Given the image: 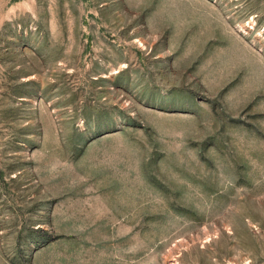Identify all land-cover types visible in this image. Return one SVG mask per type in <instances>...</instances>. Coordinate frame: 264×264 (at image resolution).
<instances>
[{
    "label": "rangeland",
    "instance_id": "374dc122",
    "mask_svg": "<svg viewBox=\"0 0 264 264\" xmlns=\"http://www.w3.org/2000/svg\"><path fill=\"white\" fill-rule=\"evenodd\" d=\"M0 264H264V0H0Z\"/></svg>",
    "mask_w": 264,
    "mask_h": 264
}]
</instances>
